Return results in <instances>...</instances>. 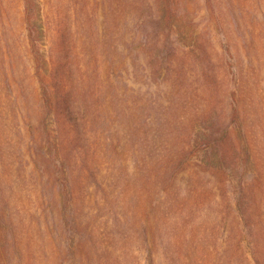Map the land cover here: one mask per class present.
<instances>
[{"label":"rangeland","instance_id":"obj_1","mask_svg":"<svg viewBox=\"0 0 264 264\" xmlns=\"http://www.w3.org/2000/svg\"><path fill=\"white\" fill-rule=\"evenodd\" d=\"M257 261L264 0H0V264Z\"/></svg>","mask_w":264,"mask_h":264},{"label":"trees","instance_id":"obj_2","mask_svg":"<svg viewBox=\"0 0 264 264\" xmlns=\"http://www.w3.org/2000/svg\"><path fill=\"white\" fill-rule=\"evenodd\" d=\"M28 1H29V0H26V3H27V4H28ZM27 7H28V5H27ZM241 192H243V194L245 193L243 190H242ZM238 198H239V197H238ZM239 200H240V198H239ZM239 200H238V203H237V204H238V206H239V208H240V207L243 206V204L240 205L242 201H239ZM257 264H260V263H258V261H257Z\"/></svg>","mask_w":264,"mask_h":264}]
</instances>
